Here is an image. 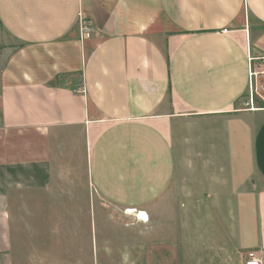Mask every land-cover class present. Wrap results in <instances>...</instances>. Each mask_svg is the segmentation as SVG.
<instances>
[{
  "label": "crops",
  "instance_id": "0c3cea01",
  "mask_svg": "<svg viewBox=\"0 0 264 264\" xmlns=\"http://www.w3.org/2000/svg\"><path fill=\"white\" fill-rule=\"evenodd\" d=\"M2 42L20 45L0 132L26 137L0 196L73 203L80 244L104 236L129 264H245L250 249L264 264V66L247 53L264 56V0H0ZM99 200L136 227L82 229L78 204L96 222Z\"/></svg>",
  "mask_w": 264,
  "mask_h": 264
},
{
  "label": "rangeland",
  "instance_id": "374dc122",
  "mask_svg": "<svg viewBox=\"0 0 264 264\" xmlns=\"http://www.w3.org/2000/svg\"><path fill=\"white\" fill-rule=\"evenodd\" d=\"M19 45L10 42L8 50L4 42L1 43L0 70L9 55V47L13 51ZM249 97L250 94L245 96L243 102L247 103ZM25 137V132H0V167L8 165L11 159H24ZM69 178L59 177L54 182L68 184ZM73 178L74 192L78 194L85 180L80 165ZM29 194L17 192L0 196V264H129L122 255L121 246H107L104 236H99L101 245L97 249H85L88 242L83 237L80 244L79 234H74L73 203H45L43 208L33 197H28ZM78 206L82 208V229L96 223V227L115 232L108 238H117L121 227L135 226L128 218L121 219L123 210L109 207L102 200L97 203L96 222L94 212L90 215L84 203Z\"/></svg>",
  "mask_w": 264,
  "mask_h": 264
},
{
  "label": "built area",
  "instance_id": "2783aa9c",
  "mask_svg": "<svg viewBox=\"0 0 264 264\" xmlns=\"http://www.w3.org/2000/svg\"><path fill=\"white\" fill-rule=\"evenodd\" d=\"M79 28H80V32H81L82 36H86V37L90 36V34H91L90 27L88 26V23L86 22V20L83 19L82 17L79 19ZM247 53H248V59H249L250 63L258 59L261 62L260 63L261 66H264V56H261L258 58L255 56H252L250 49H248ZM258 69L259 68L257 66L253 65V69H251V71H250V76L251 77L256 76L257 72L259 71ZM263 72H264V70L261 71V73H263ZM252 90H253V88H252ZM252 90H251L250 97H249V104H250L251 109H255L256 107L254 106V97H253V91ZM245 264H262V257H261V254L259 253V250L250 249L249 251H247Z\"/></svg>",
  "mask_w": 264,
  "mask_h": 264
},
{
  "label": "bare ground",
  "instance_id": "6f19581e",
  "mask_svg": "<svg viewBox=\"0 0 264 264\" xmlns=\"http://www.w3.org/2000/svg\"><path fill=\"white\" fill-rule=\"evenodd\" d=\"M128 212H138L137 210H132V209H129ZM146 218H147V214H144L142 213ZM147 220V219H146Z\"/></svg>",
  "mask_w": 264,
  "mask_h": 264
}]
</instances>
